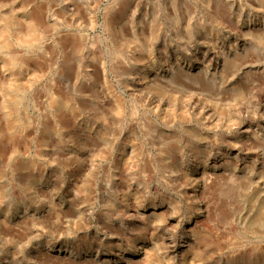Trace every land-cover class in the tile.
<instances>
[{"label":"rangeland","instance_id":"rangeland-1","mask_svg":"<svg viewBox=\"0 0 264 264\" xmlns=\"http://www.w3.org/2000/svg\"><path fill=\"white\" fill-rule=\"evenodd\" d=\"M32 2L56 67L34 106L0 111L17 135L0 141V264H264V0ZM67 32L85 41L59 51ZM49 81L86 106L44 134Z\"/></svg>","mask_w":264,"mask_h":264},{"label":"bare ground","instance_id":"bare-ground-1","mask_svg":"<svg viewBox=\"0 0 264 264\" xmlns=\"http://www.w3.org/2000/svg\"><path fill=\"white\" fill-rule=\"evenodd\" d=\"M32 1L31 0L30 1L26 0L24 2L20 1L21 8L23 10H26V8L28 10L31 9L28 11L29 12L28 15H25V16L22 15L21 16L19 14H16V12L13 9L9 8L5 14L4 21L0 25V56H1L0 57V69H1L0 72H2L0 74H2L1 76H3V78L1 77L2 79L0 80V89H1L0 92H3L2 96L0 97L1 98L0 111L4 110L8 116L10 115L9 117H11L12 114H16L17 109L20 107L19 105L22 101V96L25 99L27 97L29 104H32V106H34L33 104L35 103L34 101H35L36 95H34V92H32V89H31L32 83L40 80L41 77H44L45 72L49 73V75H50V71H49V69H47L48 66L50 67V69H52L51 66H53V65H54L53 67H56L55 64H53L56 60V55H53L52 54L53 52L51 53L50 51L43 50L42 51L43 53L42 54L40 53V55H42L41 57L37 55V50L40 49V52H41V48L39 46H37L38 45L37 43L44 38V37L41 38V36L43 34L41 35L40 32H43L42 30L46 29V26H47V24L45 23V19L47 17L46 12L48 13L49 10L51 11L50 6L49 7L46 6V8H44V7L42 8V7L36 6V4L33 5ZM4 6L7 7V4L5 2H0V8L2 9ZM22 6H24V7H22ZM207 7H208V5H207ZM75 9L76 10L78 9V11H80L81 8L79 9V7L77 6V8H75ZM23 10H21V11H23ZM62 10H64V9H62ZM208 10H210V7H208ZM65 11L67 13L68 10H65ZM81 11H82V9H81ZM209 12H210V16L212 18L216 19L217 21H218V19H220V13L221 12L220 13L216 12V11L212 12L211 10ZM215 12H216V14H215ZM26 14H27V12H26ZM79 14H81V12L80 13L76 12V14L70 13L69 15L70 16L74 15L76 17ZM64 15L66 16L65 13H64ZM20 16H21V18H20ZM1 21H0V23H1ZM70 22H71V20H70ZM52 24H54V23H52ZM69 24H71V23H69ZM106 24L108 27L109 26L114 27L113 25L117 24V22L110 19L106 22ZM68 31H70V30L68 29ZM83 38H82V35L80 33L76 32L74 34H72V33L70 34L69 32H67V34H64L63 36H59V38L57 39V45H59V47L58 46L57 47L59 48V51L64 52L65 49H67V47L72 48L73 46L75 47L77 43H79V42L81 43V42L85 41V40H83ZM136 40H137V38H136ZM147 40H145V41L147 42ZM146 42H144V44L141 43L140 45L138 43L139 48L140 49L143 48L145 55L147 53V56L148 55L151 56L153 54V46H152V44H146ZM40 45H42V44L40 43ZM10 47H12V48L14 47L13 52H8V51H10V50H8ZM118 47L121 48L120 45H118ZM118 47L117 48L115 47V49H118ZM20 48L21 49L24 48V50L25 49H29V50L27 53L22 54V51L19 50ZM76 48H78V47H76ZM80 48L81 47H79V49ZM63 52H61V54ZM116 53L118 54L120 52L117 51ZM139 59L141 60L140 57H139ZM18 69L19 70L24 69L25 70L24 72L25 73L27 72V74L24 75V73H23L20 76H18V74L16 73V71H18ZM4 71H6V72L8 71L9 76H5ZM59 75H61V74L59 73ZM33 80H34V82H33ZM52 83L50 84V81H49V83L46 84L49 88L47 86H45V88L48 89V94H49L48 95L49 100L47 99L48 102H47L46 106L52 110L53 114L51 116V120H52V121H50L51 123L46 124V126H45L44 134L48 133V132L56 133V131H58L59 129L65 130V129L69 128L71 118H75L77 116V114L79 113L78 111L80 110V108L82 109V108H85V106H86V101H85L86 96L85 95H83L81 93L78 94V96H76L77 100L74 101L72 98L69 97L70 95H68L67 92H65V90L62 89V87L60 85L56 84L55 82H52ZM3 87L6 88V90ZM47 89H46V92H47ZM37 102H38V100H37ZM39 105H40V103H39ZM28 106H30V105H28ZM3 118H4V116H3ZM11 121H12V119H11ZM13 121H15V120H13ZM19 121L20 120H18V122ZM18 122H17V124H18ZM20 123L21 122H19V124ZM4 124H5L4 127L1 125L3 127V129L2 128L0 129V141L2 143H4V141H2V140H6L8 137H10V135H11V137H10L11 139L13 137L17 136L16 134H15V136H12V134H13L12 130H14V128H12V130H11L12 134L8 135V132L6 133V131L8 130L7 125H6V123H4ZM147 124H149V123H147ZM12 127H14V126H12ZM153 136H155V135H153ZM15 140H16V138H15ZM1 142H0V144H1ZM255 221L257 223L264 224V211L257 218H255ZM139 251H140V249L137 251V253ZM137 253H135V254H137ZM145 256H147V255H145ZM127 257H130V256H127ZM127 257H125V256L123 257L125 260L123 262H125V264H137V263H135V261H129L127 259Z\"/></svg>","mask_w":264,"mask_h":264}]
</instances>
